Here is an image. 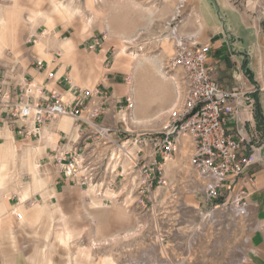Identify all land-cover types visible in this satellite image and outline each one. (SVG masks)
I'll return each instance as SVG.
<instances>
[{"label": "rangeland", "instance_id": "obj_1", "mask_svg": "<svg viewBox=\"0 0 264 264\" xmlns=\"http://www.w3.org/2000/svg\"><path fill=\"white\" fill-rule=\"evenodd\" d=\"M59 1L80 10L81 15L75 16L71 24L56 19L55 29L47 31L51 43L46 52L52 58L41 71L49 65L52 68L47 71L52 70L60 59L57 55L60 50L55 46L56 37L59 40L78 38L81 53L77 57L87 58L107 50L104 69H121V86L134 99L136 121L145 128L154 129L150 127L154 125L163 130L167 111L178 101L171 79L178 71L169 72L167 62L175 54L180 41L187 45L192 42L208 44L210 58L224 52L237 59L232 67L240 62L241 68H235L238 78L233 76V80L240 82L241 86L242 81H249L251 88L248 90H252L249 93L239 88L236 90L244 94L243 108L247 111L242 120L251 143L256 147L264 146V0H208L211 4L208 5L209 12L205 10L203 13L205 23L201 11L205 0ZM14 7L13 1L0 0V16L4 17L6 11ZM222 8L233 16L231 23L241 37L239 41L234 35L228 37L226 34L230 24L224 22ZM30 11H43L48 15L57 12L52 0H20L23 22L15 30L19 48L14 51L13 47L7 46L0 57L2 84L27 82L29 79L25 73L33 67V59L44 62L35 45L45 35L46 27L43 23L31 29L25 22ZM86 20H93V25L85 35H79ZM203 25L206 30L202 29ZM96 39L103 40L97 51L92 48ZM205 41L210 43H202ZM123 46L127 48V55L118 58ZM208 67L212 79L222 85L219 71L210 68L209 62ZM162 106L167 107L161 109ZM109 118V124L104 126L125 128L113 115ZM72 123L74 134L77 128L73 120ZM1 128L5 130V137H10L17 146L19 156L35 147L45 146L42 141L44 132L40 141H26L14 138L15 127L6 125ZM81 134L95 138L90 127ZM146 134V138L155 135L152 131ZM112 138L115 142L104 139L99 142L102 152L99 158L90 153V147L81 148V139L75 145L85 151L87 162L96 168L93 183L86 186L80 184L82 176L65 179L61 175L52 160V153L49 158L47 156V150L52 148L40 150L35 163L41 178L47 179L48 183L43 191L31 192L30 200L23 207L26 212L22 220L17 217L20 195L32 178L26 169H12L13 181L6 190L10 195L7 199L9 211L0 217V264H31L30 258L37 252L42 253L43 264H75L76 258L85 264H102L106 258L113 260L110 264H238L240 259L248 256L246 238L249 229L245 220L249 215L238 217L231 204L219 206L240 193L242 186L249 195V188L255 184L252 173L248 171L241 177L243 184L212 203L201 189L203 180L190 165L188 139L182 142L183 149L180 147L176 154L165 160L159 154L154 155V151L152 153V146L145 148V155L129 156L128 152L133 153L135 148H124L128 146H124L125 134L119 133ZM67 141L57 138V145H66ZM144 161L145 164L161 163L166 184L154 187L151 192L139 187V171ZM259 166L264 168V164ZM37 208L43 209L42 219L39 223H32L29 217ZM235 221H241L243 236L235 237ZM60 224L65 225L60 227ZM59 229L72 233L69 245L57 240ZM88 254L91 256L86 259Z\"/></svg>", "mask_w": 264, "mask_h": 264}, {"label": "built area", "instance_id": "obj_2", "mask_svg": "<svg viewBox=\"0 0 264 264\" xmlns=\"http://www.w3.org/2000/svg\"><path fill=\"white\" fill-rule=\"evenodd\" d=\"M102 44L103 40L96 39L93 48L99 49ZM210 56L208 44L192 42L187 45L180 41L166 67L169 72L178 71L176 77L171 76L178 101L167 111L165 128L152 131L155 135L149 138H146L147 131L132 136L135 130L130 126L136 124L132 96H126L124 106L116 108L113 114V118L125 128L107 127L98 120L107 114L108 93L80 88L68 76L57 78L54 71L47 75V80L68 83L66 93L33 80L15 85L0 83V127H15L18 137L40 141L47 124L70 118L80 133L90 127L98 143L102 139L115 142L113 135L123 133L124 146L128 145L124 148H135L133 153L128 152L129 156L145 155V148L152 146V153L154 151V155L159 154L165 160L176 154L182 142L188 139L190 165L203 180L201 189L207 199L214 203L221 200L224 193L243 184L241 177L248 171L250 174L253 166L264 164V146L253 145L246 133L240 113V109H244V94L212 79L208 67ZM37 66L42 70L45 64L37 61ZM67 143L58 145L53 153L52 160L58 171L65 179L82 176V186L92 184L96 168L87 162L81 149L71 145L69 140ZM160 164L157 161L145 164L144 161L140 167L139 187L144 191L151 192L154 187L166 184ZM248 199L242 186L240 193L215 208L231 204L238 217H247L250 209ZM17 217L22 220V215Z\"/></svg>", "mask_w": 264, "mask_h": 264}, {"label": "crops", "instance_id": "obj_3", "mask_svg": "<svg viewBox=\"0 0 264 264\" xmlns=\"http://www.w3.org/2000/svg\"><path fill=\"white\" fill-rule=\"evenodd\" d=\"M203 4H204V8H202V10H201L202 16H203V13H205V10L207 12H209L208 5H210V3H208L207 1L206 2L203 1ZM222 9L224 10V8H222ZM224 12H225L224 18H226L225 20L227 21V23L230 24L229 29L227 31H231L232 35L237 37L235 39L239 41V39L241 37L235 33V29L231 23L233 16L231 17L228 10H227V12H226V10H224ZM233 15L235 16V14H233ZM202 20L205 23L206 19L204 18V16L202 17ZM206 26H208V24ZM202 29L206 30L205 25H203ZM186 36L187 35H184V37H186ZM187 37H192V36H187ZM202 43H210V42L205 41ZM9 47H11V46H9ZM58 49H59V47H58ZM93 49L97 51V48L96 49L93 48ZM60 51H59V53H57V55L60 57V59L58 58L59 60L57 61L56 64H54V67L52 70L47 71L48 69L52 68L51 65H49V68H46L44 71L39 70V68L37 66V60L33 59V62H32L33 67L28 68V70L25 73V76L29 80L35 81V83H37V84L45 85L47 88H55L56 87V88H58L61 91L66 93L68 88H69L68 83H65L64 81H60V82H55V81L52 82L51 81V82H49L47 80V75L51 71H54V72H56L57 75H59V76H56L57 78L61 79L65 76H68V78L71 79V81H73V83L80 88L95 90V91H99V92H103V93L107 92L109 95V101L107 102V105H106L107 106V114L105 115V117H102V119H100V123H102V121H103L102 124H104V125L109 124L108 123L110 121L109 117L110 116L112 117V115L115 113V109L116 108L118 109L121 106H124L122 104H118V102L125 103V98H126V96H128V94H127L128 92H126V88L121 86L122 85V82H121L122 77L119 74L121 69H117V70H114V68L109 69V70L104 69V63L107 60V53H108L107 50H101L99 54L91 55L92 57L96 56L99 58L98 63L100 66H98V67H97L94 59L89 60L87 58H84V56L80 55L79 57L76 58L77 71H78L77 76L79 77L78 82H76L74 80L73 75H72L74 72V69H75L74 64L65 62L62 59V54L60 53ZM79 51H80V49H79ZM80 53H81V51H80ZM33 54H35L34 49H33ZM51 58L52 57L50 55V58H44L42 61H44L43 62L44 64H47V62ZM236 60L237 59L234 56L229 57V56L225 55V53L223 52V53L219 54V56H217V57L216 56L211 57L209 60V66H210V68H214L215 70L219 71L220 74L218 75V78L222 80L221 83L224 87H226L228 89H235V90H237L239 88V89H242L244 93H246L245 91H247L249 93L252 91V90H248L249 88H251L249 86V83H250L249 81L248 82L242 81L243 86H241L240 82L233 80V76L238 78V73L236 72L235 68H238V69L241 68V64L239 61H238V64H236L235 66H233V67L231 66V64L233 62H235ZM241 79H242V77H241ZM12 83L13 82L9 83V85ZM251 97L253 98V96H251ZM98 99L99 98L93 100V104L96 101H98ZM151 107H154V106H151ZM166 107L167 106H162L161 109H165ZM246 111H247L246 109H242V110L240 109V113H241L242 117L244 115V112H246ZM136 118H138V115L136 117V113H135L136 124L130 126L131 130H135L134 133L132 134V136L140 134L143 131H158L159 130V128L154 127V125H150V127L153 126L154 129L143 127L141 125L142 124L141 122L136 121ZM72 124L73 123H72V120L70 118H64L63 120L60 119V120H57L56 122H52L50 124H47L44 127V137L47 134H50L52 136L54 135V137L56 139L53 143L48 144L47 141H44V137H43L42 141H43V144L45 145L44 147L56 149L58 146L57 145V138L60 140L68 139L69 142H73L74 145H76L78 143V141L81 139V144H82L81 148L86 149V148L90 147L91 148L90 153H92L93 156L97 155L99 158V155L102 152H100V145L96 141V139L92 136L89 137L88 134H81L78 131V129L77 130L75 129L74 134H73ZM154 124H156V123H154ZM4 131H5L4 128L0 127V173L3 172V169L5 167H7V170L9 171V176H8V180H7L8 182L5 186V188L0 185V191L2 192V194L0 195V217L1 218L3 215H5L9 211V203L7 202V199L10 195H7L8 192H6V189L9 188V184L13 181L12 169H14V168L17 169L18 167H21L22 170L26 169L27 172L29 173V175H31L32 169H31L30 164L32 163L33 157L37 153H40V150H42L44 148V147H40L41 148L40 149L37 147L36 150L32 151V152L30 150H28L27 152H23L21 156H19L18 150H16L17 156L15 158L11 157L7 163L4 161L5 152L3 151V149L7 144H14V142L11 140L10 137H5ZM83 135H88V137L87 138H86V136L83 137ZM76 136H77L76 140L73 141V139ZM16 137L20 139V137H18L17 134L14 136V138H16ZM25 140L28 141V140H32V139L26 138ZM7 149L8 148H5V150H7ZM52 149L47 150L48 151L47 152L48 158L51 155V153L53 155V153L55 152V149L53 151H52ZM182 149H181V151H182ZM250 173H252L255 176V184H254V186L249 188L248 202L250 204V209H249V216L247 217L248 219L245 220L248 223V229H249L247 232V238H246L247 239L246 240L247 248L249 249V252H248V256H246V257H244L238 261V264H264V168L260 167L259 165L253 166L250 169ZM45 180H47V179H45ZM27 186L23 187L22 192L27 190ZM43 190L44 189L39 190V191H43ZM32 191H34V190L27 192L28 197L26 199L22 198V193H21V195H20V206L18 208L25 207V203L27 201H29L31 198V192ZM45 195L46 194H44V196ZM2 198L5 200V202H3ZM3 212H5V213H3ZM234 224H235V237L243 236V227H242L241 221L240 222L235 221ZM0 225H1V221H0ZM239 225H241V227ZM239 229H241L240 232H239ZM47 235H48V232L46 233V236H45L46 239L48 238ZM241 240H242V238H241ZM89 256H91V255H89ZM111 261L113 262L112 259L110 260V258H106L102 262V264H110Z\"/></svg>", "mask_w": 264, "mask_h": 264}, {"label": "bare ground", "instance_id": "obj_4", "mask_svg": "<svg viewBox=\"0 0 264 264\" xmlns=\"http://www.w3.org/2000/svg\"><path fill=\"white\" fill-rule=\"evenodd\" d=\"M15 3L14 9L6 11V14L4 17L0 16V57L4 55L5 49L7 46L13 47L15 51L18 50V40L15 34V30L17 29V26H20L22 24V12H20V0H10ZM53 4L55 5V9L57 10L56 15H48L47 13H43V11H30L29 17L25 20L27 25L31 29H35L40 24L45 25V35L41 36L40 41H38L35 45V50L39 53V56L44 58H50V55L47 54V49L50 48V37L47 35V31L51 32L53 29H55V21L56 19H59L63 22H66L68 24H71L75 16L81 15L80 10L78 9H72L70 6L66 5L65 3L59 1V0H52ZM94 2V1H93ZM42 22V23H41ZM93 25V20H86L83 21V24L81 26V29L79 31V35H85L89 28H91ZM53 42V41H52ZM78 38H67L65 40H59L57 37L55 38V46L59 47V49L62 52V59L67 63H72L75 66L73 77L76 82H78L79 77L77 76V63L76 58L78 56V53H80L78 48ZM127 55V48L123 46V48L120 50L118 54V58H121L123 56ZM87 56V55H85ZM132 57V56H131ZM138 57V56H137ZM87 59L89 60H95L96 64L99 65L98 60L99 58L96 56H87ZM161 73V71H159ZM161 75L164 77L165 75L161 73ZM72 120V119H71ZM54 135L47 134L44 137V141H47L48 144H51L55 141ZM5 148H8L5 150ZM33 149L32 151H35ZM41 149V148H40ZM17 146L15 144H7L3 151L5 152V158L4 161L8 163L9 159L11 157L15 158L17 156L16 154ZM31 151V152H32ZM36 155L33 157L31 165L32 169V183H30L27 186V190L22 192V198L26 199L28 197V191L31 190H42L45 189L46 184L48 183V180H45L41 178L40 176V170L38 169V166L35 163ZM19 164V163H18ZM9 168V167H8ZM12 168V167H11ZM9 176V171L7 170V167L3 169V172L0 173V185L5 188L7 184ZM12 179V178H11ZM20 181V180H19ZM8 190V189H6ZM8 195V194H7ZM3 202L5 200L2 198ZM8 207V206H7ZM6 208V207H5ZM58 211H61L59 207ZM19 214L22 215V218L25 216L26 210L24 208H18ZM42 208H37L33 210L32 216L29 217V221L32 223H39L41 221V212ZM2 211V210H1ZM4 211V210H3ZM14 212L17 213V210ZM5 213V212H3ZM13 213V212H12ZM61 213V212H60ZM63 216V215H62ZM65 224H60L59 226H63ZM68 230H58V233L56 234L57 240L64 245H69L72 239V233L67 232ZM86 259H89L90 256L87 255L85 257ZM75 264H85L80 259L75 260ZM31 264H43L44 263V257L42 253H36L34 256L30 258ZM50 264V262H49Z\"/></svg>", "mask_w": 264, "mask_h": 264}, {"label": "water", "instance_id": "obj_5", "mask_svg": "<svg viewBox=\"0 0 264 264\" xmlns=\"http://www.w3.org/2000/svg\"><path fill=\"white\" fill-rule=\"evenodd\" d=\"M205 1H207L208 3L211 4V1H208V0H205ZM223 20H224V22L227 23V21H226L225 19H223ZM225 26H226V25H225ZM226 34L228 35V37H229V36H232V32H231V31L226 32Z\"/></svg>", "mask_w": 264, "mask_h": 264}, {"label": "trees", "instance_id": "obj_6", "mask_svg": "<svg viewBox=\"0 0 264 264\" xmlns=\"http://www.w3.org/2000/svg\"><path fill=\"white\" fill-rule=\"evenodd\" d=\"M261 115V114H260ZM262 117V116H261ZM263 118V117H262Z\"/></svg>", "mask_w": 264, "mask_h": 264}]
</instances>
